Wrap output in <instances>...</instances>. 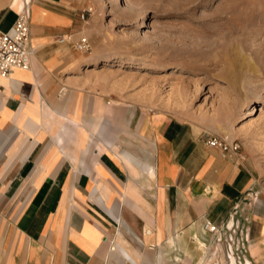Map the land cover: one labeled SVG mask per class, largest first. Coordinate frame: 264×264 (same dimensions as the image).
<instances>
[{
	"label": "crops",
	"instance_id": "1",
	"mask_svg": "<svg viewBox=\"0 0 264 264\" xmlns=\"http://www.w3.org/2000/svg\"><path fill=\"white\" fill-rule=\"evenodd\" d=\"M23 1L0 0L1 30ZM29 6L30 67L0 77V264H205L206 222L241 229L247 264H264V201L232 219L252 163L207 146L212 128L108 92L91 54L56 41L82 34L66 0Z\"/></svg>",
	"mask_w": 264,
	"mask_h": 264
},
{
	"label": "rangeland",
	"instance_id": "2",
	"mask_svg": "<svg viewBox=\"0 0 264 264\" xmlns=\"http://www.w3.org/2000/svg\"><path fill=\"white\" fill-rule=\"evenodd\" d=\"M66 3L90 40L84 54H91L108 92L239 142L257 181L253 197L233 209V223L244 220L246 203L264 201V0ZM236 232L225 237L235 240ZM223 238H213L205 264L235 259V252L226 256Z\"/></svg>",
	"mask_w": 264,
	"mask_h": 264
},
{
	"label": "built area",
	"instance_id": "3",
	"mask_svg": "<svg viewBox=\"0 0 264 264\" xmlns=\"http://www.w3.org/2000/svg\"><path fill=\"white\" fill-rule=\"evenodd\" d=\"M84 19V13L80 15ZM58 43H71L74 50L79 52H89L91 43L88 36L80 34L74 37L72 34H60L56 37ZM34 53V47L30 43V6L29 0H24L20 9L17 12L16 19L8 30L0 29V77H7L14 69L27 70L30 67L31 58ZM64 87L61 88V91ZM204 143L218 150L222 158H237L243 159L244 156L239 154L240 144L237 140H230L226 136L219 134L204 132L202 134ZM239 224V219H236ZM216 226L211 222H206L204 227L214 235L216 240H221L223 237L227 244L226 256L230 258L231 254L235 255L236 264H246L245 253L246 246L241 239V235L236 236L235 240L225 237L226 233L232 228ZM239 233L241 229L238 230ZM231 240V243L228 241ZM233 244V247H232ZM235 248V250H234ZM235 252V254H234ZM231 253V254H230ZM230 256V257H229ZM234 258V256H232ZM243 258V259H242ZM243 260V261H242Z\"/></svg>",
	"mask_w": 264,
	"mask_h": 264
},
{
	"label": "bare ground",
	"instance_id": "4",
	"mask_svg": "<svg viewBox=\"0 0 264 264\" xmlns=\"http://www.w3.org/2000/svg\"><path fill=\"white\" fill-rule=\"evenodd\" d=\"M250 109H251V108H249L248 111H244V114H243V116H242L240 119H243V118H245L247 115H249V114L251 113ZM203 251H204V250H203ZM202 258H203V257H202ZM201 260H202V259H201ZM231 264H236L235 259H234L232 256H231ZM248 264H250L249 261H248Z\"/></svg>",
	"mask_w": 264,
	"mask_h": 264
}]
</instances>
